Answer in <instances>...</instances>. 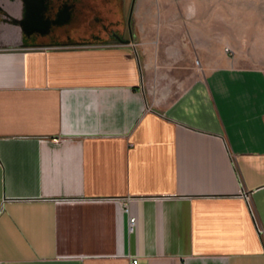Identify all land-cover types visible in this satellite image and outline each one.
I'll list each match as a JSON object with an SVG mask.
<instances>
[{
  "label": "crops",
  "instance_id": "0c3cea01",
  "mask_svg": "<svg viewBox=\"0 0 264 264\" xmlns=\"http://www.w3.org/2000/svg\"><path fill=\"white\" fill-rule=\"evenodd\" d=\"M24 7L0 0V264H264V0L80 35Z\"/></svg>",
  "mask_w": 264,
  "mask_h": 264
},
{
  "label": "rangeland",
  "instance_id": "374dc122",
  "mask_svg": "<svg viewBox=\"0 0 264 264\" xmlns=\"http://www.w3.org/2000/svg\"><path fill=\"white\" fill-rule=\"evenodd\" d=\"M65 1L73 2V8H70L69 5L64 7L63 18L58 21L64 24L54 25L52 28L64 35H67L68 32L80 35L91 31V29L94 32H100L102 25L106 27L104 31L118 32L117 26L122 25L131 16L134 3V0H53L55 6ZM2 12L6 14L5 11ZM6 15V19L10 20L9 17L12 16ZM224 48L230 49L227 45Z\"/></svg>",
  "mask_w": 264,
  "mask_h": 264
},
{
  "label": "water",
  "instance_id": "95a60500",
  "mask_svg": "<svg viewBox=\"0 0 264 264\" xmlns=\"http://www.w3.org/2000/svg\"><path fill=\"white\" fill-rule=\"evenodd\" d=\"M25 5V18L26 21L23 23L21 20V23L24 26V30L26 32H31L34 29H39L42 31H47L49 26L52 23L61 21V19H53L51 21L43 20V15L41 14L43 7L42 2L39 0L38 2L30 3L29 0H23ZM30 26L29 29H27Z\"/></svg>",
  "mask_w": 264,
  "mask_h": 264
},
{
  "label": "flooded vegetation",
  "instance_id": "af4514ba",
  "mask_svg": "<svg viewBox=\"0 0 264 264\" xmlns=\"http://www.w3.org/2000/svg\"><path fill=\"white\" fill-rule=\"evenodd\" d=\"M38 1L39 0H29V2L31 4L32 3L35 4ZM41 2H42V7H43V10L41 12V14L43 15V20H48V21H51L53 19H62L63 18V15L62 14L65 13L63 11V8L66 7L67 5H69L70 8H73V4H74L73 2H66L65 1V2H61V3H59V4H57L55 6L53 0H41ZM1 10L4 11L3 9H1ZM12 18L14 20H16V18H14V17H12ZM20 20H22L23 23L26 21V18H25V9H24V14L22 15V18Z\"/></svg>",
  "mask_w": 264,
  "mask_h": 264
},
{
  "label": "built area",
  "instance_id": "2783aa9c",
  "mask_svg": "<svg viewBox=\"0 0 264 264\" xmlns=\"http://www.w3.org/2000/svg\"><path fill=\"white\" fill-rule=\"evenodd\" d=\"M128 223H129V227L131 228L132 224L134 223V216H129ZM130 264H138L137 257H132L130 260Z\"/></svg>",
  "mask_w": 264,
  "mask_h": 264
},
{
  "label": "trees",
  "instance_id": "16d2710c",
  "mask_svg": "<svg viewBox=\"0 0 264 264\" xmlns=\"http://www.w3.org/2000/svg\"><path fill=\"white\" fill-rule=\"evenodd\" d=\"M10 20H14L12 17H9Z\"/></svg>",
  "mask_w": 264,
  "mask_h": 264
}]
</instances>
